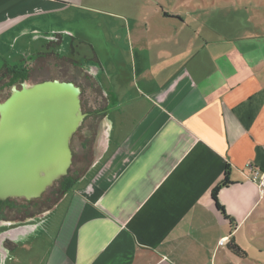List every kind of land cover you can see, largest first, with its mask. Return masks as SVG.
<instances>
[{"label": "crops", "instance_id": "obj_1", "mask_svg": "<svg viewBox=\"0 0 264 264\" xmlns=\"http://www.w3.org/2000/svg\"><path fill=\"white\" fill-rule=\"evenodd\" d=\"M144 7L0 0V97L37 68L85 108L57 234L0 214V264H234L264 222V30Z\"/></svg>", "mask_w": 264, "mask_h": 264}, {"label": "water", "instance_id": "obj_2", "mask_svg": "<svg viewBox=\"0 0 264 264\" xmlns=\"http://www.w3.org/2000/svg\"><path fill=\"white\" fill-rule=\"evenodd\" d=\"M84 118L73 84L13 89L0 103V202L38 199L67 176L71 140Z\"/></svg>", "mask_w": 264, "mask_h": 264}, {"label": "rangeland", "instance_id": "obj_3", "mask_svg": "<svg viewBox=\"0 0 264 264\" xmlns=\"http://www.w3.org/2000/svg\"><path fill=\"white\" fill-rule=\"evenodd\" d=\"M142 3L145 6L144 9L148 11L152 9L154 11L158 6H162L169 11L177 8L179 11L187 13V15L191 12H196L202 22L210 20L217 15V26L231 24L234 27L244 28L239 38L242 36L251 37L252 34H258L264 30V0H142ZM214 5L219 7L215 8L213 7ZM104 18V16H100V19ZM40 70H42L41 73L37 68L31 71L29 73V75L31 74L30 80L7 86V93L0 97V103L5 101L13 89H20L22 85H33L41 82L39 77L43 74L44 69ZM81 108L82 110L85 109L83 106ZM84 122L85 120H83L82 124ZM78 134L79 132H76L72 137L71 151L78 148L75 140V136L77 137ZM72 172L73 170L69 168L67 179L72 175ZM62 185L63 179L55 182L40 198L35 200H6L1 205L0 214L3 218L20 216L23 219L25 217L29 219L40 215V217H44L46 216L44 214L54 208L50 214L49 224L46 227L43 226L46 229L44 232L53 238L65 219L67 208L70 204V196L64 200L65 194L62 190ZM255 228L256 231L253 237L248 241L238 242V245L247 254V258L240 260L235 257L234 264H264V222L255 226Z\"/></svg>", "mask_w": 264, "mask_h": 264}, {"label": "trees", "instance_id": "obj_4", "mask_svg": "<svg viewBox=\"0 0 264 264\" xmlns=\"http://www.w3.org/2000/svg\"><path fill=\"white\" fill-rule=\"evenodd\" d=\"M28 74H29V71L28 69H25V68L14 67L10 69V79H9L7 86H11L12 84H15V83L25 82L27 80ZM64 178H63V185H62L63 191L65 190V188H67L66 186L70 185V182L68 181L67 177L65 176ZM228 249L233 255H235L238 258H241V259L247 258L246 253L243 250H241V248H239L234 241H231L228 244Z\"/></svg>", "mask_w": 264, "mask_h": 264}, {"label": "built area", "instance_id": "obj_5", "mask_svg": "<svg viewBox=\"0 0 264 264\" xmlns=\"http://www.w3.org/2000/svg\"><path fill=\"white\" fill-rule=\"evenodd\" d=\"M250 170L251 173V180L255 183H257L260 194L264 196V175L261 173V171L255 169L253 166L248 165L247 167ZM225 241H220V245H225Z\"/></svg>", "mask_w": 264, "mask_h": 264}, {"label": "flooded vegetation", "instance_id": "obj_6", "mask_svg": "<svg viewBox=\"0 0 264 264\" xmlns=\"http://www.w3.org/2000/svg\"><path fill=\"white\" fill-rule=\"evenodd\" d=\"M80 99H81V98H80ZM66 187H67V188H65V190H64V194L69 190V185L66 186ZM62 190H63V188H62ZM2 203H4V202H0V207H1ZM33 218H36V217H31V218H29V219H33Z\"/></svg>", "mask_w": 264, "mask_h": 264}]
</instances>
